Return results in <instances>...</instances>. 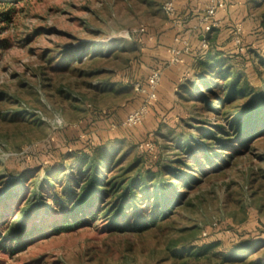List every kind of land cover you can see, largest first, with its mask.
<instances>
[{"label": "rangeland", "instance_id": "rangeland-1", "mask_svg": "<svg viewBox=\"0 0 264 264\" xmlns=\"http://www.w3.org/2000/svg\"><path fill=\"white\" fill-rule=\"evenodd\" d=\"M165 1L0 0V264H264V131L225 150L222 161L206 168L201 181L189 189L187 199L193 205L176 210L164 226L111 232L100 219L53 232L45 227L55 218L49 207L41 204L30 216L24 212L29 188L44 183V166L72 149L73 136L79 133L86 144L115 131L141 103L131 84L134 76L145 78L154 66L167 65L159 42L172 26L162 13ZM250 10L261 18L264 4L251 3ZM233 24L221 28L227 33ZM90 41L99 45L92 58L77 60L66 54L70 46ZM134 41L157 50H147L133 69H122L135 54L129 49ZM256 45L264 50V41ZM228 48L234 51L230 63L260 84L256 67L246 58V45L243 51L235 45ZM165 101L160 106L157 101L153 108L159 110L130 131L131 139L125 141L133 150L130 160L150 133L160 154L198 136L199 120L187 122L190 115L214 119L197 112L193 102L172 95ZM112 115L114 129L113 122L105 125ZM31 167L38 174L25 179L11 203L2 202L9 186ZM43 190L48 198L49 190ZM5 230L12 237L24 234L20 244L10 240L14 249L1 244ZM239 238L256 246L234 257L220 253L221 246L201 254L193 250L206 240L226 247Z\"/></svg>", "mask_w": 264, "mask_h": 264}, {"label": "trees", "instance_id": "trees-1", "mask_svg": "<svg viewBox=\"0 0 264 264\" xmlns=\"http://www.w3.org/2000/svg\"><path fill=\"white\" fill-rule=\"evenodd\" d=\"M251 3L259 6L264 4V0H251ZM181 14L177 8L176 18L182 19ZM248 19V36L251 35V38L244 39L246 58H251L256 67L260 84H254L247 71L230 63L229 58L234 56V51L228 48H233L232 26L227 31L228 42L224 40L220 45L214 41L209 48H204L197 36V41L191 43L190 51L184 55L188 58L182 66L186 79L177 83L173 99L193 102L192 107L197 112L214 117L212 120L190 115L187 122L199 120L196 123L199 124L198 136L194 140L187 138L185 145L162 149L158 154L159 147L150 133L141 140L140 151L130 160L133 150L125 146V141L131 139L130 131L139 125L119 126L115 131L86 144L78 139L79 133H76L72 149H66L62 157L44 166V183L33 184L29 188L31 194L25 199L24 212L30 216L37 212L41 204L49 207L55 218L45 223V227L53 232L68 231L100 219L106 222L111 232H146L153 227L164 226V220L170 219L176 210L191 207L193 201L187 199L189 189L201 181L206 168L217 160L222 161L220 158L225 150L236 144H247L264 131V50L256 47L259 40L264 41V13L261 18L253 16ZM90 42L72 45L66 54L77 60L82 56L92 58L99 45ZM129 49L135 54L124 62L122 69L129 65L133 69V62L141 63L140 59L150 46L144 48L140 41H134ZM142 49L145 51L142 52ZM147 76L136 75L131 84L145 82ZM159 91L160 106L166 101L161 99ZM137 95L142 101L143 96ZM153 107L149 111L151 116L154 109L159 110ZM112 117L105 125L114 123ZM147 141L154 143L153 150L141 147ZM37 174L35 167L23 170L14 182L18 188L9 186L2 202L6 199L11 203L13 196L21 192L25 179ZM43 189L49 190L48 198L44 197ZM4 236L1 244L9 248L13 246L10 240L20 244L24 234L20 232L12 237V232L5 230ZM202 238L205 240L207 237ZM222 245L218 240H206L195 245L193 250L201 254L221 246L220 253L234 257L256 246L250 239L240 238L226 247ZM179 253H174V256Z\"/></svg>", "mask_w": 264, "mask_h": 264}, {"label": "built area", "instance_id": "built-area-1", "mask_svg": "<svg viewBox=\"0 0 264 264\" xmlns=\"http://www.w3.org/2000/svg\"><path fill=\"white\" fill-rule=\"evenodd\" d=\"M229 0H207L205 7L197 15V21L189 29L190 33H197L200 37L201 44L204 48L211 45L210 34L223 25V19L218 16L219 11L224 9ZM177 0H166L163 3L162 10L166 17L179 29L184 28L182 19L176 18ZM181 31V30H180ZM178 31L173 38V43L169 46V63L178 64L183 62L184 55L191 49V41L189 35H184ZM233 45L243 51L244 43V27L241 22H235L232 25ZM164 66L158 64L149 72L145 82L136 81L133 83V89L136 93L143 96L141 103L132 109L119 124L122 127H135L142 124L149 115L150 108L159 100L158 89L162 81ZM92 106V104H88ZM61 121H58L57 127H61ZM112 128H116L117 124L112 123ZM149 150L154 149V143L147 141L141 144ZM207 233H203L206 236Z\"/></svg>", "mask_w": 264, "mask_h": 264}, {"label": "crops", "instance_id": "crops-1", "mask_svg": "<svg viewBox=\"0 0 264 264\" xmlns=\"http://www.w3.org/2000/svg\"><path fill=\"white\" fill-rule=\"evenodd\" d=\"M231 3L230 5L227 4L224 9H221L219 11L218 16L223 19V25L229 21L231 22H241L244 27V39L247 40L251 38V35L248 36V33L250 32V29H248V21L249 17H253L254 14L250 10L251 0H229ZM207 3V0H177V8L178 12L182 13V21L184 22V28L179 29L178 27L174 26L172 22L169 20V24H171V29L167 31V33H164L163 35H160L159 42L162 44L161 47H165L162 55H164L163 58L164 61L167 63V65L164 67L163 70V77L161 84L159 86V92L161 99H166L170 95L175 97L174 91L176 89V85L179 81H183L186 79L185 77V69L182 67L188 58L184 57L183 62L178 64H170L169 63V46L173 43V38L171 37L180 31L182 34L189 35L191 43H195L197 41L196 37L199 36L197 33H190V27L196 23L197 21V15L199 12L205 7ZM162 9V8H161ZM162 13L164 14L163 10ZM192 14V15H191ZM190 15V16H189ZM164 16H166L164 14ZM168 24V25H169ZM165 34H168L167 37H165ZM210 42L216 41L219 45L222 44V41L226 40L228 42V33H226L222 28L215 29L209 36ZM157 40V38H156ZM221 40V41H220ZM155 45V44H154ZM151 52L157 49H150ZM149 50V51H150Z\"/></svg>", "mask_w": 264, "mask_h": 264}]
</instances>
